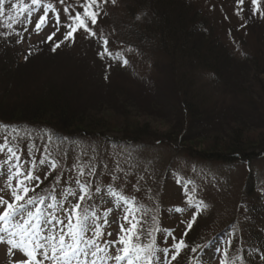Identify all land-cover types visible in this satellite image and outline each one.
I'll use <instances>...</instances> for the list:
<instances>
[{"label":"trees","instance_id":"16d2710c","mask_svg":"<svg viewBox=\"0 0 264 264\" xmlns=\"http://www.w3.org/2000/svg\"><path fill=\"white\" fill-rule=\"evenodd\" d=\"M134 1L141 5L138 9L146 19L143 17L144 23H141V27L137 31L132 30V33L125 37V46L139 55L141 61L152 57L150 62L153 67L149 68L153 70L154 75L144 80L137 79L141 89L148 88V95H132V92L129 91L132 93L130 94L118 88L122 116L121 124L116 123V129L111 131L109 123H102L90 117L86 107L81 106V93L78 97L72 92L70 89L75 86H70L68 82L70 77L76 75L71 74L68 80L59 77V74L55 76L56 79L51 76L45 78L47 70L44 71L41 64L38 66L36 59L32 60L39 55L34 51H30L25 55L23 62H19L16 47L20 42L18 36L22 35V26L13 19L9 11L0 17V121L30 128L33 136L40 131L43 139L53 138L59 144L89 140L92 143H89V149H79V157L85 159L81 162L83 165L96 161L98 156L105 159L107 153L99 152L104 145L106 148L116 146L124 150L154 136V133H150V128L147 131L143 129L147 124L129 126V123L125 122L127 114L135 113L139 118L144 115L164 121L165 126L171 128L165 131L169 132V136L158 139L178 141L185 146L192 147V143L207 140L219 133L223 142L217 145L213 143L206 154L211 160L221 162L222 171L226 174L235 168V162L246 163L248 159L256 157L264 161V109L255 104L259 95L253 93L257 85L253 84L255 76L264 75V57L262 56L261 61L257 58V52H254L251 59L244 61L246 65L236 63L232 48L222 43L221 36L215 32V22L207 23L201 16L203 11L197 8L195 3L193 5V0ZM12 3V0H6L2 10L11 9ZM250 19L243 29L250 30L254 27ZM42 49L46 52L45 48ZM59 51H53L52 54L57 55ZM111 62L113 65V61ZM116 65L117 67L104 68L113 69L112 72L117 71L121 75L125 74V70L131 73L130 69L125 67L127 64ZM35 67H41L40 72ZM119 68L124 70L120 71ZM131 77L135 79V76ZM75 78V84H79L78 88L81 87L86 96L85 90H89L88 82L92 83L93 80L89 81L86 77L84 79L87 82H82L80 77ZM204 78L209 83L199 85ZM94 86L97 87V82ZM260 89L258 86L259 92ZM262 92L264 93V88ZM228 96L231 98L226 101ZM102 111L113 113L115 107L104 106L98 110ZM109 132L120 136H111ZM247 134H256L259 142H253V139L247 138ZM251 148L252 150H248ZM76 156L77 153L72 152L69 162L70 165L73 163L75 169L78 161ZM90 166L94 165H88ZM88 167L85 168V176H78L76 179H80L82 183L90 182L92 199L88 203L96 208L99 202L97 199L107 193V187L102 188L94 182L96 178L93 175H87L91 170ZM246 171L247 178L243 179V182H246L244 197H250V201L244 205L243 198L238 196L240 201L237 204L240 202V209L244 211L237 213L241 215V226H244L245 234L238 235L240 241L238 236H234L233 247L237 251L242 247L264 243V229L260 225L264 217V196H261L259 191V180L263 177L261 174L257 181L248 168ZM51 173L43 177L46 181L40 183L36 191L42 190L47 194L49 183L55 185L56 180L51 184L52 177L54 178ZM96 186L101 188V192H95ZM238 254H241L240 250Z\"/></svg>","mask_w":264,"mask_h":264},{"label":"rangeland","instance_id":"374dc122","mask_svg":"<svg viewBox=\"0 0 264 264\" xmlns=\"http://www.w3.org/2000/svg\"><path fill=\"white\" fill-rule=\"evenodd\" d=\"M29 1L30 0H24V3ZM193 1V5L195 3L196 7L203 11L201 12V16L207 23H210L211 21L215 22H212L217 27L215 32L221 36L222 43L227 44L232 48L236 63L245 64L244 61L251 59L254 52H257L258 59H261V61L263 60L264 15L261 13H264V0H258L260 10L255 12L251 0H244L243 5H239L237 0ZM54 2L56 3L54 6L58 9L60 15L61 24L59 26V31L56 30V18H50V23L48 22L43 34L39 33L36 36H29L33 31L32 27H29L28 34L25 33L22 35V42L19 47L21 53H18V59L21 62L22 57L25 54L24 51L27 50L28 47L35 45L36 43H45V41H48L47 38L55 32L56 34L53 38H55L57 42L63 41V47L59 48L60 51L57 55H53L50 51L45 52L42 49V46L39 45L35 46L34 49L36 54L39 55H37L36 58H32V60L36 59L37 65L41 64L44 66V71L45 69L47 70V75H44L45 78L48 76L55 78V76L59 74V77L68 80L71 74L76 75L70 77V80L68 81L70 86H75L71 87L70 90L76 93L78 97L81 93V96L79 97L81 98V106L86 107L91 114L90 117H94L97 121L102 123H109L112 128L111 131H113L117 128V124H121L122 116V113L120 112L122 110V107L120 106L121 97L118 88H121L122 91L123 89L126 90V92L130 91L133 93L129 92L132 95L135 93H144V96L148 95V88L145 87L144 89H141L139 87L141 84L138 80H144L146 77L152 78V75H154L153 70L149 68L153 67L150 62L153 58L149 57V60L144 59L141 61L139 55L131 52L125 46L124 41L125 37H128V34L132 33V30L136 29L137 31L141 27V23H144L143 13L138 9V6L140 7L141 5L136 4L134 0H115V2H113V0H107V2H102L99 9L100 15L93 28L97 35L88 36L83 30H80L76 32V35H74L73 38L66 40L64 33L67 31V28L64 27V24L68 22V13L64 12V8L69 5H77V0H65L64 4H61L60 0L57 2L54 0ZM21 5L22 4L19 3L16 8L18 13L19 6ZM75 11H82V8L77 6L75 7ZM75 11H73V8H69V13L74 15ZM2 14L3 12L0 11V17H2ZM248 19H250L252 25H254L250 30L243 29L244 24L249 21ZM229 33L231 35H229ZM103 39H107L108 44L106 47L111 55L105 53L104 57L101 58L98 53L104 51ZM260 52L263 53L261 54ZM13 53L15 52L13 51ZM254 57H256V54H254ZM124 60L128 61L127 66L125 67L126 69L128 67L131 73H127L125 70V74L123 73L121 75L120 72H112L113 69L108 70L107 68H104L106 65L102 64L106 63L111 65V61H113V63H115L114 65H122ZM35 68L40 72L39 68L41 67ZM51 70L56 72H52ZM118 70L122 71L124 69L121 70V68H119ZM131 76H135V79ZM75 77H80V81L82 82H87L84 79L86 77L89 81L93 80L92 83L88 82V87L91 91L85 90L86 96L84 95V92H82L81 87L78 88L79 84H75L77 83ZM254 79L255 82L253 84L257 85L255 86L253 93L254 95L258 94L259 96L257 97L259 98L253 100H255V104L258 107H263L264 109V93L262 92L264 88V75L261 77L255 76ZM94 81L97 82V87L94 86L96 83ZM208 83V80L204 78V81L201 84L199 83V85ZM258 86L261 87L260 92L257 90ZM78 97H76V99H79ZM230 98L231 97L228 96L225 100L228 101ZM104 106H114L115 111L113 113L105 111L98 112V110L102 109ZM141 116H143V118H139L136 113L127 114L125 122L129 123V126L138 123L147 124L143 129L147 131L150 128V133L155 134L154 136H151V140L147 139V141L139 142L134 146L126 147L124 150H122V148L118 149L116 146L106 148L105 145L99 150V152L102 153L105 151L109 156V160L105 163L116 161L127 162L128 165L120 163L121 168L117 167V162L110 164L114 168L117 167L116 169L119 170H125L127 166H129V170L127 171L130 173H127L126 171L125 173L127 174L116 172L106 175L105 172L99 173L98 166L104 163V160H102L100 156L97 157L96 161L92 163L87 162L86 165H94L93 167L90 166L88 168L94 170L95 175L93 176L96 178L94 182L101 187L103 185L106 186L111 184L114 187L121 188L122 191H130L134 193L138 192L137 189H139L142 195L151 190L155 191V193H157L155 197H157L159 203L152 200L144 206L147 215L151 218L155 216V218L159 219L163 213L161 210L164 209V207H172L175 204L181 207L187 205L189 209H183L185 212L182 211V214H178L180 218H176L175 216L172 219H167L163 218L165 213L162 214V219H167V221L163 222L164 225L170 226L168 229L172 233L173 231H180L179 235L174 237V243L184 240L182 238V236H184L182 235L183 224H186L188 221L192 220V224L194 225V229L190 234H197L200 232L205 235V233L210 234L211 232L222 228L221 226L226 224L228 220L236 216L240 217V214L237 212L244 210L238 209L239 205L236 202L238 196L240 195L241 199L243 198L242 203L244 205H247V202L250 201L248 199L250 197H244L246 182H243V179L246 180L247 178V168L251 171V174L257 178V181L258 176L262 174L263 178L262 180H259L261 183L259 191L261 192V196H264V161L261 160L260 157L248 159V162L245 164L239 162L235 168L230 169V174H226L225 171H222L223 165L221 162L211 160L206 154L213 143L217 145L218 143L223 142L219 133L214 134L212 138L207 140H198L199 142L192 143V147L188 145L185 146L178 141L173 142L172 140H161L162 138L169 136L167 135L169 132L167 133L165 131L171 129L170 127L165 126L164 121L155 117L148 118L144 117V115ZM108 134L111 136H114V134L120 136L117 133L110 134L109 132ZM158 137L162 138L158 139ZM256 137V134H247V138L253 139V142L257 141L258 143L259 139ZM5 138H7L10 147L17 149V154L21 157L19 163H21L24 171H33L36 165V176L41 177V175L48 173L45 169H48L49 166L51 167V160L55 159L58 162V167L50 169V171L53 170L54 172V178L52 177L51 184L55 182L54 179L58 180L59 178L60 182L63 180L62 184L70 186H73V181L79 176L74 166L73 169L68 168V162L71 159L70 155L72 154V151L77 153L76 157L78 161H76V165H83L82 163L85 159L79 157V149L86 147L89 149V143L92 145L89 140H87L88 142H61L59 144V142L55 141L53 138H50V140L43 139L40 131H37L36 135L33 136L31 129L26 130L25 128L22 129V132L17 133L10 132L9 128H0V145L5 143ZM57 147L60 150H58ZM248 150H252V148ZM41 160H44L45 163L41 164ZM194 167L197 168L199 175L193 173L192 168ZM7 172L8 169L0 164V188L6 185ZM113 176L118 179L113 180ZM216 178H218V180L214 184H209L210 181ZM41 180L42 182L46 181V179ZM216 183L219 184L220 189H217ZM185 185L191 186L197 193L195 195L201 197L203 204H201V209L199 208L200 210L192 211V209H190L191 206H189V204H191V201H193L194 198L189 199L191 196H189L190 193ZM59 193L60 192H58L57 195H59ZM258 195L256 198H258ZM69 199L74 200L75 198L70 197ZM110 200L111 199L108 197H102L100 200L103 207L106 209H112V212L108 215L110 223L104 231L105 233L112 232L115 234L118 231L119 224L124 222L122 220L124 208L117 206L119 202L109 203ZM167 215L172 216L175 214L172 210ZM260 218L261 216L259 217V220ZM262 219L260 225H262L264 229V217H262ZM241 225L243 224L240 221L236 226H238L240 235H243L245 234V230L244 226ZM246 229L248 230L249 227ZM103 239L113 240L115 239V235L111 237L105 235ZM165 240H167V243L172 242V240H169V234H167ZM262 257H264V251ZM10 260H12V255H9L2 247L0 249V264H6ZM215 260L216 254L210 252L207 256V262L209 264H216ZM168 261H170V263L174 262L170 258Z\"/></svg>","mask_w":264,"mask_h":264},{"label":"snow or ice","instance_id":"6c2138e0","mask_svg":"<svg viewBox=\"0 0 264 264\" xmlns=\"http://www.w3.org/2000/svg\"><path fill=\"white\" fill-rule=\"evenodd\" d=\"M4 2L5 0H0V11ZM64 2L65 0H60L61 4ZM102 2L107 0H77V5L64 8V12L68 13V22L64 24L67 28L64 33L66 40L73 38L74 33L80 30L88 36L97 35L93 28L100 15ZM251 2L254 12L259 11L258 0ZM20 3L24 4V0H20ZM237 3L243 5L244 0H237ZM31 6L43 11L35 24V31L42 30L48 22L49 12L56 13L55 25L59 31L60 15L52 3L44 4L43 0H31ZM77 6L82 8V11H75ZM11 7L16 8L18 5L13 4ZM69 8H73L74 15L69 13ZM21 11H26L28 16L32 14L31 7L26 4ZM55 34L53 32L48 40L51 41ZM107 44V39H103L104 51L98 53L101 58L105 53L111 55ZM123 63L126 65L128 61L124 60ZM4 152L8 154L4 161L9 166L5 187L10 189V193H7L10 199L0 195V244L7 246L9 255L18 251L25 258L15 261L14 264H107L108 261H114L115 264H152L156 251L155 242H143L142 221L136 215L140 209L136 207L134 197L130 198L122 191L115 190L111 184L107 186V194L112 198L109 203L119 201L118 206L124 208V222L119 224L115 234L105 233L104 229L110 223L108 215L112 209L107 208L101 214L94 205L88 203L92 199L90 182L82 183L80 179H76L78 191L66 188L57 195L54 186L46 190V195H41L36 192L42 182L40 177L32 170H22L19 163L21 157L17 154V149L9 146L7 138L5 143L0 145V153ZM40 163L44 164L45 161L41 160ZM51 167H58V162L53 161ZM75 167L80 177L85 176V168L88 165ZM87 175H95L94 170H89ZM112 179L118 178L113 176ZM33 181L36 183L30 187L29 184ZM4 191V188H0V193ZM95 192H101V188L96 186ZM70 197L75 199L70 200ZM105 235H115V239H103ZM186 246L185 242L180 240L176 248L179 250ZM172 259H175V256Z\"/></svg>","mask_w":264,"mask_h":264}]
</instances>
